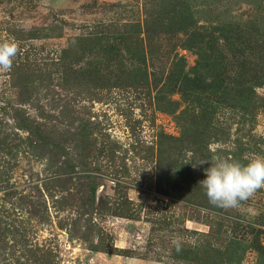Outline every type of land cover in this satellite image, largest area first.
<instances>
[{
    "label": "rangeland",
    "instance_id": "rangeland-1",
    "mask_svg": "<svg viewBox=\"0 0 264 264\" xmlns=\"http://www.w3.org/2000/svg\"><path fill=\"white\" fill-rule=\"evenodd\" d=\"M6 41L0 264H264V189L199 185L264 156V0H0Z\"/></svg>",
    "mask_w": 264,
    "mask_h": 264
},
{
    "label": "clouds",
    "instance_id": "clouds-1",
    "mask_svg": "<svg viewBox=\"0 0 264 264\" xmlns=\"http://www.w3.org/2000/svg\"><path fill=\"white\" fill-rule=\"evenodd\" d=\"M19 53V45L14 41L0 43V72L11 70ZM207 161L197 164H203ZM206 178L199 182L208 201L213 206L238 208L241 202L250 199L258 190L264 189V156H256L244 163L232 158L216 157L205 169ZM172 245L177 252L182 250L184 240L175 236Z\"/></svg>",
    "mask_w": 264,
    "mask_h": 264
}]
</instances>
